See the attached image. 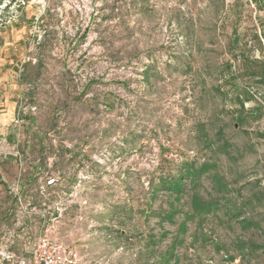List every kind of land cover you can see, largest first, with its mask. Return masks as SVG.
<instances>
[{"label":"rangeland","instance_id":"obj_1","mask_svg":"<svg viewBox=\"0 0 264 264\" xmlns=\"http://www.w3.org/2000/svg\"><path fill=\"white\" fill-rule=\"evenodd\" d=\"M59 244L264 264V0H0V264Z\"/></svg>","mask_w":264,"mask_h":264},{"label":"built area","instance_id":"obj_2","mask_svg":"<svg viewBox=\"0 0 264 264\" xmlns=\"http://www.w3.org/2000/svg\"><path fill=\"white\" fill-rule=\"evenodd\" d=\"M40 246H45L48 242L46 236H42L38 239ZM65 247L57 245L52 250L46 248L45 250L38 252L33 257V264H73V258L71 255L65 256Z\"/></svg>","mask_w":264,"mask_h":264},{"label":"trees","instance_id":"obj_3","mask_svg":"<svg viewBox=\"0 0 264 264\" xmlns=\"http://www.w3.org/2000/svg\"><path fill=\"white\" fill-rule=\"evenodd\" d=\"M201 174L200 169H194L193 167L186 168L185 172L179 174L177 177L173 179H166L163 181V189L168 190L176 195L180 194L182 188V179L184 176L190 178V180L196 179ZM205 204V203H204ZM204 204L200 205V200L196 196H192V206L197 211L199 209L203 210L205 208Z\"/></svg>","mask_w":264,"mask_h":264}]
</instances>
